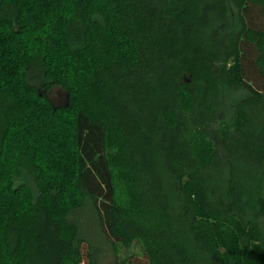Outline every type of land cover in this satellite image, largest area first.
<instances>
[{
  "label": "trees",
  "instance_id": "16d2710c",
  "mask_svg": "<svg viewBox=\"0 0 264 264\" xmlns=\"http://www.w3.org/2000/svg\"><path fill=\"white\" fill-rule=\"evenodd\" d=\"M98 244L264 264V0H0V264Z\"/></svg>",
  "mask_w": 264,
  "mask_h": 264
},
{
  "label": "rangeland",
  "instance_id": "374dc122",
  "mask_svg": "<svg viewBox=\"0 0 264 264\" xmlns=\"http://www.w3.org/2000/svg\"><path fill=\"white\" fill-rule=\"evenodd\" d=\"M52 97L54 100L55 104H62L64 103L66 97L65 94L60 91H54L52 93ZM89 215H91V213L89 212ZM90 220L92 219L91 217L89 218ZM90 225H92L90 223ZM88 232L86 233V235H89L90 237H94L95 239L98 238V234L95 231L94 227H90L87 228ZM88 249V245L85 246V251ZM88 251V250H87ZM92 258L95 262H98V260H104L103 264H114V256L113 253L111 251H109V249H107V247L105 245L102 244H98L97 246H95L92 250ZM89 258H85V263L84 264H89Z\"/></svg>",
  "mask_w": 264,
  "mask_h": 264
}]
</instances>
